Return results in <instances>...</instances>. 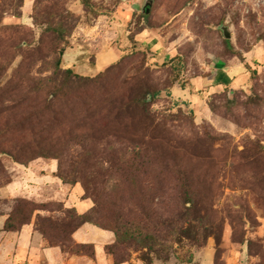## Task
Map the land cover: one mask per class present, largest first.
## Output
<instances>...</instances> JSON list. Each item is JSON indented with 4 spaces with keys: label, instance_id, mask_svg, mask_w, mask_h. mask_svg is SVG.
Returning <instances> with one entry per match:
<instances>
[{
    "label": "rangeland",
    "instance_id": "374dc122",
    "mask_svg": "<svg viewBox=\"0 0 264 264\" xmlns=\"http://www.w3.org/2000/svg\"><path fill=\"white\" fill-rule=\"evenodd\" d=\"M14 1L0 27L14 28L7 37L17 47L16 58L0 86L7 85L20 67L28 78L51 73L47 63L61 55L51 53L55 35L45 31L46 22L57 23L55 16H61L68 42L62 69L83 78L101 77L79 89L83 99L86 96L85 105L101 106L103 85L114 90L111 95L117 98L127 91L122 81L147 84L160 92L156 101L148 98L160 125L153 134L177 154L164 147L155 169L139 168L126 162L135 152L132 145L112 138L108 149L95 146L106 149L99 160H82L84 148L75 130L61 149V162L39 158L20 164L0 154V233L5 232L4 224L20 201L27 200L48 206L35 213L31 225L49 243L52 237L53 244L61 245L60 240L70 239L65 226L68 210L83 211L94 205L85 199L86 183L87 195L99 200L94 215L99 221L103 222L104 214L121 213L155 222L162 238L168 235L163 224L167 219L193 232L174 243L168 254L156 250L163 260L156 252L138 250L127 242L114 247L116 261L133 258L149 264L143 260L148 255L150 264H190L186 260L193 253V264H264V0H86L87 5L82 0H32L28 4L24 0L22 7ZM5 46L6 41L0 44V52L12 54ZM253 50L257 55L252 60L249 52ZM238 56L252 60L248 86L216 93L201 87L189 89L191 80L217 70L221 60L241 64ZM124 58L119 70L113 68ZM6 102L0 98V105ZM18 137L16 133L11 139ZM2 142L0 150L6 144ZM186 154L198 157L204 166L196 179L184 178ZM59 164L71 184L56 177ZM194 181L199 213L210 214L204 224L191 223L195 211L190 210L193 205L187 201L183 184ZM48 218L57 226L44 224L46 238L38 228ZM58 227L65 232L58 233ZM210 231L220 244L214 234L205 238ZM62 244L68 248L57 247L69 258L94 259L95 248L75 255L68 253L72 242Z\"/></svg>",
    "mask_w": 264,
    "mask_h": 264
},
{
    "label": "trees",
    "instance_id": "16d2710c",
    "mask_svg": "<svg viewBox=\"0 0 264 264\" xmlns=\"http://www.w3.org/2000/svg\"><path fill=\"white\" fill-rule=\"evenodd\" d=\"M82 1L84 5H87L86 0ZM18 2L20 7H22L24 0H18ZM14 5V0H6V2L0 0V23L3 16ZM55 18H58V22H46L45 28L46 32H51L55 35L53 40L55 48L51 53L61 55L54 63H47L48 71L51 73L46 77L28 78L27 75L21 74L20 67L7 85L4 87L0 86V98L8 103V105H0V107L2 106L0 115L4 119V128H2L4 130L0 131V140L2 139L4 144L6 143L4 148L0 150V154L8 155L14 162L20 164H28L39 158L56 159L61 162L63 153L61 149L75 130L84 148L80 158L82 160H99L106 149L102 151V148L98 147L96 149L95 146L101 145L104 147L106 145L108 149L112 144L111 139L117 138L116 141L125 142L127 145L131 144L135 149L131 157L126 159L127 163L132 166L136 164L139 168L148 166L149 169H152V167L155 169L160 159V149L165 147L168 151L170 150L165 141L162 144L163 139L153 134V129H157L160 125L156 121L157 115L152 110L153 103L148 98L151 96V99L156 101L159 99L160 92L152 91L147 84H143V86L137 85V80L133 82L122 81V85L127 87V91L122 93V97L114 98L111 95L114 90L109 88V86L103 85L101 89L104 91V99L101 106L99 104L85 105L84 99L86 96L84 95L83 99L79 89L85 88V83L99 82L101 77L94 79L83 78L74 74L71 69H62V53L68 42L65 40L61 29L62 17L55 16ZM13 29L0 27V44L6 41V51L9 53L13 52L6 55L0 52V80L16 58L14 51H16L17 47L13 46L11 44L12 41L10 43L8 41L9 37H7V32H11ZM18 49L22 48L19 47ZM24 53L26 55L29 54V49ZM238 57L250 70L251 68L244 57ZM125 58L113 68L119 70ZM27 82L30 83L29 86ZM27 94H31V97L26 96ZM40 94H42L41 99L35 100V97H39ZM16 133L20 137L13 141L11 137L16 136ZM93 146L94 151L92 152L91 148ZM174 152V150L169 151L170 154ZM175 154L177 153L175 152ZM186 155L184 164L186 163L187 166L185 173L183 172L185 174L184 178L193 177L196 179V175L201 174L204 166L198 157ZM61 173L62 165L59 164L56 177L64 184H71ZM199 180L200 178H197V181ZM197 181H194L193 184L185 182L183 185L187 201L193 205V209L191 208L190 210L195 211V216L191 223L199 222L204 224L210 214L204 216L199 213L198 203L194 198L197 196L196 187H194ZM133 183H135V179H133ZM84 189L86 192L85 199H90L94 205L84 214H80L73 208L69 209L70 218L66 221L65 226L68 227L70 239L67 236L65 239L60 240L61 245H58L57 243L53 244L55 240L51 237L49 240L52 246L68 248L66 244L63 245L62 243L72 242V247H69L71 249L68 253L75 255L83 253V249L87 247L94 249L92 244H77L73 240V234L87 223L114 234L115 242L104 247L105 252L111 256L114 255L113 250L116 245L127 242L137 245V249L141 251L146 249L154 253L158 250L168 254L174 243H178L182 238H188L193 233L191 229L180 228L181 223L175 227V220L171 219H167L163 223L166 224L168 230L166 238H162L159 235L161 230L156 227L157 224L155 222L148 223L144 218H133L119 213L110 214L109 216L104 214L103 222L99 221L94 218V215L98 212L97 208H100L99 200L96 199L94 194L92 196L87 195L89 190L86 183H84ZM18 207L9 215L4 224L6 232L20 231L24 226L31 224L35 213L42 209L45 210L48 206L21 200ZM101 211L104 212L103 210ZM152 219L151 221H154ZM51 221L50 218L47 220L42 219L40 228H38L40 233L46 238L49 236L44 229V224L48 223L52 226H57V224H52ZM58 231V233L65 232L62 227H58ZM205 233V238L212 237V234H214L211 231ZM214 236L220 244L221 240L217 235L214 234ZM92 255L94 257L95 252ZM157 257L161 260L164 259L158 253ZM143 260L149 264L152 261L148 255ZM124 261H116L115 259L116 263ZM194 261V255L191 253L187 257L186 262L193 264Z\"/></svg>",
    "mask_w": 264,
    "mask_h": 264
},
{
    "label": "crops",
    "instance_id": "0c3cea01",
    "mask_svg": "<svg viewBox=\"0 0 264 264\" xmlns=\"http://www.w3.org/2000/svg\"><path fill=\"white\" fill-rule=\"evenodd\" d=\"M31 1L26 0V4ZM249 54H252V60L256 58L255 50L249 52ZM244 57L246 63L250 66L252 60L246 56ZM217 65H219V68L213 70L207 76L204 75L191 80L190 84H188L190 86L189 89L191 87H196V89L201 87L210 93H216L223 89L235 88L236 86H248V82L251 81V69H247L242 61L239 64L234 61L226 62L221 60ZM180 91L185 92L182 88ZM90 209L77 211L80 214H84ZM73 240L77 244L94 245V259L87 260L85 257L74 256L69 258L60 247L50 245L31 224L24 226L18 232L5 231L0 233V264H139L138 260L135 261L133 258L116 263L113 256L107 254L104 249L106 245H112L115 242L114 234L97 228L92 224H84L78 229L73 234ZM100 251H103L104 254Z\"/></svg>",
    "mask_w": 264,
    "mask_h": 264
},
{
    "label": "water",
    "instance_id": "95a60500",
    "mask_svg": "<svg viewBox=\"0 0 264 264\" xmlns=\"http://www.w3.org/2000/svg\"><path fill=\"white\" fill-rule=\"evenodd\" d=\"M224 35L227 39H230L232 37L231 34L226 29L224 30Z\"/></svg>",
    "mask_w": 264,
    "mask_h": 264
}]
</instances>
